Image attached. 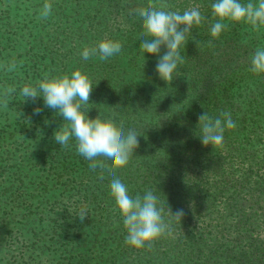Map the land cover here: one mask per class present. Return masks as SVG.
Instances as JSON below:
<instances>
[{
  "label": "trees",
  "instance_id": "obj_1",
  "mask_svg": "<svg viewBox=\"0 0 264 264\" xmlns=\"http://www.w3.org/2000/svg\"><path fill=\"white\" fill-rule=\"evenodd\" d=\"M45 2L0 0V65L23 62L14 73L0 67V88L16 87L8 109L0 108V264H264V74L248 70L264 48V28L228 23L212 38L214 0H158L181 13L199 6L206 18L165 82L155 68L166 48L144 54L142 20L129 14L149 0H47L52 13L41 19ZM105 35L122 43L121 53L85 61L83 48ZM74 69L92 83L89 119L112 118L140 134L115 176L106 159L104 169L90 170L74 139L69 148L55 142L65 123L58 109L19 94L45 72ZM224 110L236 127L225 130L223 147L204 146L199 116ZM113 178L133 197L152 189L166 209H182L180 224L150 250L128 246L110 196Z\"/></svg>",
  "mask_w": 264,
  "mask_h": 264
},
{
  "label": "clouds",
  "instance_id": "obj_2",
  "mask_svg": "<svg viewBox=\"0 0 264 264\" xmlns=\"http://www.w3.org/2000/svg\"><path fill=\"white\" fill-rule=\"evenodd\" d=\"M158 0H149L146 7H137L129 14L135 13L142 20L140 32L141 51L145 54L158 55L161 47L166 51L156 64L155 71L165 82L173 79L174 73L184 64L181 47L188 41L193 26L204 23L205 16L199 6L180 11L166 10ZM211 12L216 22L212 24L210 35L218 38L228 27V23H244L252 31L259 32L264 28V0H214ZM52 13V4L46 2L40 11V18L47 19ZM211 43V42H209ZM122 43L109 39L107 35L94 46L84 47L80 53L87 61L92 57H99L101 61L121 53ZM15 58L6 65H0L8 73H14L22 65ZM253 74H264V48H257L250 58L248 69ZM92 83L89 76L81 69H74L70 73L54 75L43 73V78L33 82H26L20 88V96L35 100L42 97L47 107L58 109L64 122L54 133V140L63 148L70 147V140H75L76 151L90 161L92 171L104 169L107 160L110 174L115 176V170L126 167L136 148L139 147L140 134L135 129L124 130L123 124L117 126L112 118H102L98 115L89 119L87 110ZM16 92L14 85L0 88V108L8 109L9 101ZM36 114L40 112L37 108ZM199 137L204 146L211 145L213 149L224 146V132L236 127L227 110L212 116L205 112L198 118ZM103 158V159H102ZM104 179L103 173L98 177ZM110 196L114 201L115 211L122 219L126 230L125 243L134 249H151L154 242L165 235H170L174 224L183 218V210L172 212L165 207L152 189H148L141 196L129 194L128 187L119 179L113 178L109 185ZM78 218L82 222L87 216L86 207H81Z\"/></svg>",
  "mask_w": 264,
  "mask_h": 264
}]
</instances>
